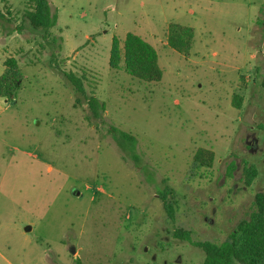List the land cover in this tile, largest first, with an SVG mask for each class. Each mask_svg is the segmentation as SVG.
Listing matches in <instances>:
<instances>
[{
  "label": "rangeland",
  "instance_id": "rangeland-1",
  "mask_svg": "<svg viewBox=\"0 0 264 264\" xmlns=\"http://www.w3.org/2000/svg\"><path fill=\"white\" fill-rule=\"evenodd\" d=\"M47 1L56 24L33 30L29 0H0V62L13 56L23 75L0 98V264H201L173 230L220 243L264 192V0ZM169 23L194 29L187 57L167 46ZM128 32L155 48L159 82L109 68L112 37ZM61 71L84 78V96ZM200 147L210 169L191 164Z\"/></svg>",
  "mask_w": 264,
  "mask_h": 264
},
{
  "label": "trees",
  "instance_id": "trees-1",
  "mask_svg": "<svg viewBox=\"0 0 264 264\" xmlns=\"http://www.w3.org/2000/svg\"><path fill=\"white\" fill-rule=\"evenodd\" d=\"M28 10L24 18L33 30H48L55 26L56 16L50 11L47 0H29ZM4 14L0 10V18ZM194 29L178 23H169L166 32V43L169 48L180 55L187 57L193 44ZM0 74V98L7 102L13 101L16 92L20 89L23 75L18 62L13 56L6 57ZM108 66L112 70L123 71L130 77L143 83H157L162 78V69L158 65V55L155 48L140 36L128 32L122 40L113 36L111 39ZM63 78L72 90L79 95H85L84 78L72 72L61 71ZM88 109L93 118H99L105 106L91 95L86 98ZM234 108L241 106V97L233 96ZM107 132L118 146L124 150H133L135 137L113 126ZM131 158L137 162V155L131 153ZM214 160V152L207 148H197L192 155L191 164L196 169H210ZM229 174L233 170L232 164L228 167ZM256 175L253 166L243 168V183L249 187ZM168 190L159 191L163 210L170 221H174L175 207L166 202ZM253 209L247 219L240 220L229 232L226 239L220 243L210 241H193L191 232L182 228H175L174 238L189 243L204 253L201 264H264V192L254 195Z\"/></svg>",
  "mask_w": 264,
  "mask_h": 264
},
{
  "label": "crops",
  "instance_id": "crops-1",
  "mask_svg": "<svg viewBox=\"0 0 264 264\" xmlns=\"http://www.w3.org/2000/svg\"><path fill=\"white\" fill-rule=\"evenodd\" d=\"M3 60L0 62V64H1V72H0V74L2 73V70H3V65H2ZM79 251H80V249H78V248L77 249H74L75 254L72 256L74 259H79L78 258Z\"/></svg>",
  "mask_w": 264,
  "mask_h": 264
},
{
  "label": "water",
  "instance_id": "water-1",
  "mask_svg": "<svg viewBox=\"0 0 264 264\" xmlns=\"http://www.w3.org/2000/svg\"><path fill=\"white\" fill-rule=\"evenodd\" d=\"M76 194H78V192L76 191ZM72 253H74V249L72 250Z\"/></svg>",
  "mask_w": 264,
  "mask_h": 264
}]
</instances>
